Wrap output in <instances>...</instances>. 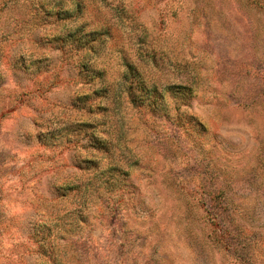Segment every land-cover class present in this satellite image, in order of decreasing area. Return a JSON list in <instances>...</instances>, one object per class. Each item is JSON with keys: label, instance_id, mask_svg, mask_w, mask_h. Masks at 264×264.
Wrapping results in <instances>:
<instances>
[{"label": "rangeland", "instance_id": "374dc122", "mask_svg": "<svg viewBox=\"0 0 264 264\" xmlns=\"http://www.w3.org/2000/svg\"><path fill=\"white\" fill-rule=\"evenodd\" d=\"M0 264H264V0H0Z\"/></svg>", "mask_w": 264, "mask_h": 264}, {"label": "trees", "instance_id": "16d2710c", "mask_svg": "<svg viewBox=\"0 0 264 264\" xmlns=\"http://www.w3.org/2000/svg\"><path fill=\"white\" fill-rule=\"evenodd\" d=\"M136 77V76H135ZM140 84H141V82H140Z\"/></svg>", "mask_w": 264, "mask_h": 264}]
</instances>
